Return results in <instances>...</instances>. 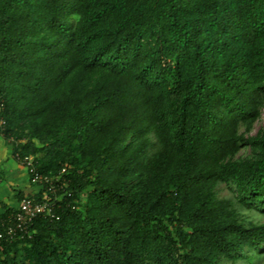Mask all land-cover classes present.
Masks as SVG:
<instances>
[{
  "label": "trees",
  "instance_id": "obj_1",
  "mask_svg": "<svg viewBox=\"0 0 264 264\" xmlns=\"http://www.w3.org/2000/svg\"><path fill=\"white\" fill-rule=\"evenodd\" d=\"M263 108L264 0H0L2 136L74 195L0 264L261 254Z\"/></svg>",
  "mask_w": 264,
  "mask_h": 264
},
{
  "label": "built area",
  "instance_id": "obj_2",
  "mask_svg": "<svg viewBox=\"0 0 264 264\" xmlns=\"http://www.w3.org/2000/svg\"><path fill=\"white\" fill-rule=\"evenodd\" d=\"M5 125L6 122L0 115V135L4 134ZM13 156L26 170L30 183L41 188L43 193L41 202H35L26 197L20 202L16 212L10 215L7 220L0 221V240L5 238L9 241H20L32 238L31 228L38 218L50 217L59 220L56 210L61 208L63 200L71 199L74 195L69 189L71 180L64 176L67 173L66 168L57 176H45L40 171L36 157L23 156L19 152H14ZM71 205L68 203V208Z\"/></svg>",
  "mask_w": 264,
  "mask_h": 264
},
{
  "label": "crops",
  "instance_id": "obj_3",
  "mask_svg": "<svg viewBox=\"0 0 264 264\" xmlns=\"http://www.w3.org/2000/svg\"><path fill=\"white\" fill-rule=\"evenodd\" d=\"M13 145L0 135V215L6 209L16 210L25 197L37 195L40 188L29 181V176L13 156Z\"/></svg>",
  "mask_w": 264,
  "mask_h": 264
},
{
  "label": "rangeland",
  "instance_id": "obj_4",
  "mask_svg": "<svg viewBox=\"0 0 264 264\" xmlns=\"http://www.w3.org/2000/svg\"><path fill=\"white\" fill-rule=\"evenodd\" d=\"M73 22H76V18H73ZM264 127V108L262 109L261 118L258 122L255 123L254 129L251 132V135H256L260 129ZM243 130V129H242ZM243 154H245L243 152ZM219 197L231 199L236 202V192L233 186L221 185L219 187ZM240 212L249 220L255 223H264V208L258 207L257 209H246L241 207ZM245 259H239L236 264H264V246L262 248V253L258 254L252 250L246 251Z\"/></svg>",
  "mask_w": 264,
  "mask_h": 264
}]
</instances>
